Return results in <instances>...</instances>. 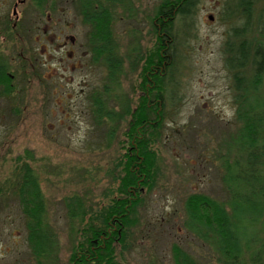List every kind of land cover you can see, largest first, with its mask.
I'll return each instance as SVG.
<instances>
[{
  "label": "rangeland",
  "instance_id": "1",
  "mask_svg": "<svg viewBox=\"0 0 264 264\" xmlns=\"http://www.w3.org/2000/svg\"><path fill=\"white\" fill-rule=\"evenodd\" d=\"M33 3L0 0V20L19 23L14 30L18 42L10 41L8 56L16 72L14 91L0 95V187L17 159L30 153L58 240L57 258L49 264H69L72 235L80 221L73 223L72 233L65 200L79 196L87 210H96L117 194L116 165L125 123L110 140L108 125L93 120L92 97L104 91L108 72L102 59L94 61L91 27L82 21L80 1L46 0L41 9ZM160 3L126 0L113 6L115 44L126 73L120 88L107 98L112 109L119 110L120 102H132V107L136 103L141 65H130V57L155 42L152 20ZM248 6L247 18L238 0H197L192 17L177 19L174 25L178 92L167 103L161 177L144 195L131 249L123 255L126 264H175L173 245L200 264H224L213 241L187 228L185 204L191 195L204 194L231 211L224 179L228 167L245 158L232 142L239 125L234 77L226 65L232 55L228 49L236 54L241 44H248L250 67L255 47L264 48V0H251ZM250 245L244 264H251V253L264 245L262 228ZM0 264H37L18 202L1 196Z\"/></svg>",
  "mask_w": 264,
  "mask_h": 264
},
{
  "label": "trees",
  "instance_id": "2",
  "mask_svg": "<svg viewBox=\"0 0 264 264\" xmlns=\"http://www.w3.org/2000/svg\"><path fill=\"white\" fill-rule=\"evenodd\" d=\"M82 21L91 27L89 42L94 61L101 59L107 69L104 91L92 97V115L97 125H108L107 137L122 131L121 155L116 165V195L98 209L87 210L79 196L65 200L71 231L76 229L69 264H126L124 253L131 249L134 229L144 195L157 186L161 177L160 143L168 115L167 103L177 97L176 80L179 55L174 25L195 12L197 0H161L152 20L155 42L144 53L134 52L130 65H141L137 99L109 107L107 98L121 86L126 73L113 33V6L126 0H79ZM251 0H238L249 17ZM12 35V33H10ZM8 36V34H6ZM249 45L241 44L226 59L234 77V104L239 129L232 137L244 162L227 169L224 179L231 196L226 205L204 194L187 198L186 226L203 239L213 241L224 264H244V251L258 231H264V48L257 45L248 67ZM132 62V64H131ZM8 66L0 63V95L10 96L14 88ZM106 97V98H103ZM121 98L120 92L115 96ZM118 102V101H117ZM30 153L17 159V166L0 187V196L18 202L25 220L27 241L37 264H49L58 250V240L48 219L47 199L40 177L29 162ZM74 231V232H73ZM259 247V245H257ZM264 245L250 255L251 264H264ZM262 252V253H261ZM175 264H200L179 245L172 247Z\"/></svg>",
  "mask_w": 264,
  "mask_h": 264
},
{
  "label": "flooded vegetation",
  "instance_id": "3",
  "mask_svg": "<svg viewBox=\"0 0 264 264\" xmlns=\"http://www.w3.org/2000/svg\"><path fill=\"white\" fill-rule=\"evenodd\" d=\"M25 1H22L21 4H23ZM46 0H34V5L37 9H41L43 5H45ZM18 6L17 3L14 4V14L16 15V8ZM19 23L15 19V21L12 22V20H0V63L5 64L8 66V71H6V74H11L13 80L15 79L16 72L13 71L10 61L8 60V56L11 54V48L13 42L10 41H17V37H14V30H16V27H18ZM10 29V32L13 34L11 35L8 31ZM8 34V36L6 35ZM18 42V41H17ZM12 88H14V85H12Z\"/></svg>",
  "mask_w": 264,
  "mask_h": 264
}]
</instances>
